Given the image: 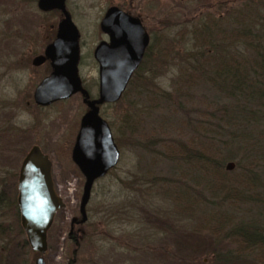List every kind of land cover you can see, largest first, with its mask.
Wrapping results in <instances>:
<instances>
[{"label": "rangeland", "instance_id": "374dc122", "mask_svg": "<svg viewBox=\"0 0 264 264\" xmlns=\"http://www.w3.org/2000/svg\"><path fill=\"white\" fill-rule=\"evenodd\" d=\"M76 1L79 7L72 15L82 32L81 74L94 96L98 68L88 51L98 38L101 12L88 6L92 0ZM160 5L159 11L148 12L150 17H156L151 28L158 31L155 37L158 44L154 48L160 50L159 56L154 55L136 73L126 87L128 94L124 99L102 107V116L110 124L120 157L116 166L94 183L86 209L87 220L81 223L79 202L84 177L72 161L71 152L86 106L79 94L45 107L33 101L34 89L47 74L48 67L33 66L31 61L53 37L59 15L26 11L16 0H0V175L7 172L10 178L5 187L17 198L18 173L25 154L38 145L49 156L54 186L64 206L56 212L47 232V250L43 255L46 264H67L72 257L74 264H259L250 258L225 262L220 255L233 246L216 243L207 226L205 229L202 226L208 224L204 220L209 216L207 211L220 209L235 215L238 221L242 217L239 210L249 206L232 209L219 199L212 200L205 181H201L204 180L202 167L180 163L177 157L172 163L162 156V145L169 147L174 143L175 156L179 148L176 143L193 139L197 146L206 145L203 137H214L211 124H224L223 115L225 118L226 111L236 104L232 94L204 80L183 85L185 62H191L186 57L196 56L199 50L191 32L196 28L195 37L202 42L205 34L200 35L203 30L199 25L208 19L221 18L226 33L219 45L250 55L236 37L238 29L233 20L239 12L250 14V21L256 24L253 32L258 35L254 44H264V0H160ZM245 46L249 48L246 43ZM204 49L207 51L206 46ZM203 72L204 66L200 68V73ZM176 85L187 91L181 87L175 90ZM134 102L139 105L141 117L132 133L127 118L137 109L131 105ZM253 105L247 131H228L226 127L222 135L215 137L225 139L230 137L229 132H246L248 146L255 141L263 147L256 149L264 152V105L259 102ZM204 127L206 131L201 130ZM227 151L222 149L223 153ZM237 157L227 160L224 167L228 162L236 164ZM256 168L264 173V158ZM225 172L233 175L240 171L234 166ZM152 177H162L164 181L174 178L190 185L193 199L201 201L197 210L191 214L182 212L166 197H155L157 186L149 188L151 184L144 180ZM164 184L157 191L164 192L170 186ZM253 208L261 211L260 217H256L264 222V205ZM14 214V210L7 212L6 227L16 224ZM94 231L98 235H92ZM69 232L78 239L76 249ZM10 246L0 264H34L40 256L22 247L17 239ZM1 255H4L2 247Z\"/></svg>", "mask_w": 264, "mask_h": 264}, {"label": "trees", "instance_id": "16d2710c", "mask_svg": "<svg viewBox=\"0 0 264 264\" xmlns=\"http://www.w3.org/2000/svg\"><path fill=\"white\" fill-rule=\"evenodd\" d=\"M221 20V18L217 20L208 19L207 23L199 25L203 30L200 32V35L202 36V33L205 34V36L203 35L202 37V42L198 41L195 37L196 28H194L195 31L191 32V37L199 50H196V56L190 54L186 57L189 58L191 62L188 64L185 62L186 66L185 69H183V85L184 83L194 85L198 80H204L208 84L232 94L236 100V104H232V109L228 112L226 111L227 115L225 118V115H223L221 122L224 124L220 125L218 122L211 124L214 126V129H212L214 137L215 134L222 135L221 131H225L226 127L228 131H247L249 125L247 124L248 118L253 117V113L251 116V112L249 111L250 108L254 106L253 103L259 102L264 105V44L258 46L254 44L255 40L258 39L257 33L255 34L253 32L256 29V24L250 21V14L248 13L242 14V12H239L235 20H233V25L238 29L236 37L241 41L240 43L243 44L246 52H251L249 55L241 51L238 52L237 49L233 51V49H230L231 47L219 45L224 42L221 38L226 33L223 29ZM215 35H217V37H215ZM156 42L157 41L151 44L150 51L143 59L140 69L143 68L145 63L148 65L154 55L157 57L159 56L160 50L154 48L156 44H158ZM245 43L249 48L245 46ZM205 46L207 51L204 49ZM154 50L157 51L158 55L153 54ZM202 66L205 67V72H203V74L200 73V68H202ZM136 75L137 74H134L132 76L130 83ZM180 87L181 86L176 85L174 89L180 90ZM181 88L186 90L184 87ZM138 93L142 94L143 92ZM127 94L128 90L126 89L121 99H124ZM162 96L163 95H161V97ZM131 105L137 107L134 113H131L127 118L128 123L130 122L129 126H131V132L133 133L137 122L140 121L141 112H138L140 108H138L139 105L136 102ZM205 128L206 127L201 130L206 131ZM229 133H231V135H228L230 137L225 139H221V136L210 139L209 136L205 135L202 142L204 141L206 145L203 146H197L198 143L195 144L193 139H189L184 143H176V145H179L177 156L174 155V143H171L169 147L162 145L164 150L162 151V156L172 163H174L177 157L180 163H187L193 167L195 165H200L202 167L200 170L203 171L202 178L204 179L201 181H205V188H207V191L210 193L212 200L219 199L222 203H225L228 208L230 207L232 209H239L240 205L249 206V209H244L243 211L239 210L242 217L238 218V221L235 215H229L220 209L207 211L206 213L209 214V216L206 215L204 220L208 221V224L204 223L202 226L204 229L207 226L206 230L214 237L216 243H224L227 239L238 245V247H232L220 255L225 262L235 259L250 258L259 264H264V247H248L249 245H241V243H264V235L261 232V228L255 229L251 225L255 220L252 216L261 214V211H257L253 207L256 205H264V173L256 168L264 158L262 155L264 152L258 151L259 148L263 147L253 143L255 141H252V144L248 146L246 132L240 134L233 132ZM207 137H209V139ZM215 142H217V144H215ZM151 146H146L147 150L151 151ZM235 146L236 150L234 149ZM256 147L259 148L256 149ZM164 148H168V150ZM223 148L228 149V151L223 153ZM236 156H238L237 158L239 160L235 164V168H238L240 172L238 174L227 175L225 172L227 169L224 167V163L227 160L236 158ZM6 173L0 175V247L4 250V255L0 257V263L5 259L7 247H11L10 245H12L16 239L20 242L22 247H27L29 252H33L34 254L38 253L29 246L25 237L21 238L25 233L20 223L17 198L15 195H12L10 191H7L5 187L6 181L10 178H8ZM12 177L15 179L16 173H13ZM144 180L151 184L149 188L157 186L159 190L166 185L164 183H169L170 186L164 189V192L157 191L156 189L154 196L161 195L166 197L171 201L173 206L175 205V207H178L182 212L191 214L196 211L200 205L201 201L199 199H193L192 187L185 184L183 181H174V178L170 181H164L166 179L162 177H152L150 180L147 179L149 181H146V179ZM159 184L161 185L160 187ZM240 189H242V191ZM220 194L223 195L220 196ZM180 200L181 203L179 202ZM12 210L15 212L14 224H16L6 227L4 225L7 219L6 214L8 211ZM210 221L212 222L209 224ZM98 233L99 232L94 231L92 235H98ZM68 237L76 249V247H78L76 235L69 232ZM72 258L68 260L69 264H74Z\"/></svg>", "mask_w": 264, "mask_h": 264}, {"label": "water", "instance_id": "95a60500", "mask_svg": "<svg viewBox=\"0 0 264 264\" xmlns=\"http://www.w3.org/2000/svg\"><path fill=\"white\" fill-rule=\"evenodd\" d=\"M63 3L60 0L56 5ZM63 8V7H62ZM58 27L57 40L62 38V28L68 27L72 31V42L69 50L74 64L77 54L76 28L67 12ZM125 21V29L131 30L132 24L138 19L117 8H111L101 22V28L108 32L110 23ZM130 25V28H129ZM142 36H147L142 30ZM147 40L134 36L132 33L125 36L119 34L108 42H101L94 51L95 59L99 64V88L98 98L88 100V93L84 90L78 79L69 71L62 73L57 70L58 60L54 59V72L45 77L37 85L34 93V102L41 106H47L53 101L70 96L75 92H81L84 102L89 110L82 116L71 152V159L84 177L82 194L79 202L80 221L87 220L86 208L90 200L94 183L104 176L119 161L120 151L113 139L108 123L99 115V105L103 102L119 100L124 93L134 69L142 59V53ZM52 52L48 50L45 55ZM42 60L38 56L34 58V64ZM235 164L228 162L227 170H231ZM52 162L49 156L38 145H33L23 157L17 181V204L20 213V223L26 235L29 246L40 253L34 264H46L43 258L47 250V232L52 225L56 212L64 206L62 198L56 192L52 177Z\"/></svg>", "mask_w": 264, "mask_h": 264}, {"label": "flooded vegetation", "instance_id": "af4514ba", "mask_svg": "<svg viewBox=\"0 0 264 264\" xmlns=\"http://www.w3.org/2000/svg\"><path fill=\"white\" fill-rule=\"evenodd\" d=\"M16 1H17V4L22 5L23 9L26 11L39 10L40 12L45 13V14L46 13H58V15H59V19L57 20L56 25H55L53 37L44 46L42 53L35 55L31 61L33 66H41L43 64H46V66L48 67V72L42 79H44L47 76H50L51 73L54 72L53 60L56 59L59 62V65L57 66L58 67L57 70L61 71L62 73H65V74L68 71L70 74H74L76 76V78L78 79V82L80 83L81 87L87 91L88 100L98 98L99 77H98L97 92L93 96V95H91L89 89L87 88L86 82H85V80L81 74V65H82V63H81L82 62L81 61L82 60V39L81 38H82V32H81V29L79 28V26L73 20V15H72L73 11L79 7L77 1L76 0H63L61 7H60V5H56L58 2H60V0H16ZM88 6L90 8H92L93 10H97V11L101 12V16H100V19H99V22L97 25L98 30L96 31L98 38H97L96 42L93 44L92 48L89 49V51H88V55L91 56L95 60V62L97 64L98 71H99V64H98V62L94 56V51H95L96 47L103 41L111 43V41L115 38V36H118L119 34H123V36H125V32H126V35L132 33L134 36L141 37V39H143V41L147 40V43H146L144 50H143V53H142V59H141L140 63L138 64V66L134 69L132 76L134 74H136L138 72V70H140V66H141L143 59L145 58L147 53L150 51L151 44L156 41L155 37H157L156 34L158 31H157V29L151 28L154 26V24H156L155 23L156 21H154V19L156 17L153 16V18H154L153 19L152 17L149 16L148 12L159 11V9L161 8L160 0H92ZM111 8H117L118 10H120L122 12H125V13L133 16V17H136L138 19V21H136L134 24H132L131 30H128V29H125V27H124L126 22L123 20H119V21H117V23H119L117 28L115 27V22L113 24L110 23L108 32H105L101 28V22L105 18L106 13ZM63 11L68 13L72 23L74 24V26L76 28V31H75L76 34L75 35H76V44H77V54L75 56V59H76L75 64L73 62V57H72L70 51L67 52L65 50H62V47L65 48L66 50H69L72 39H73L72 31L68 27L62 28V38L60 40H57L58 27H59L61 20L64 19V16H65ZM135 12H143L145 14L141 15V14H136ZM129 28H130V25H129ZM155 28H156V26H155ZM142 30H144L147 34V36L145 38L142 36V33H141ZM155 49L157 50V48H155ZM48 50H51L52 52L51 53L49 52L50 54L48 56H46L45 52ZM156 50H154L155 52H153V54H156ZM151 53H152V51H151ZM38 56L42 57V60L38 61L37 64H34L33 60L35 57H38ZM42 79L39 81V83L42 81ZM130 81H131V78H130L127 86L129 85ZM37 85H36V87H37ZM36 87H35V89H36ZM35 89H34V91H35ZM75 94H79L81 96L82 102L86 106V111L83 113V115H84L89 110V107H88V104L86 102H84V97H83L81 92L77 91L68 97L57 99V100L53 101L51 104H53L57 101H60V100L69 99L71 96H73ZM119 100H117V101H119ZM33 101H34V99H33ZM117 101L103 102L102 104H100L98 106L99 107V115L107 123H108V121L102 116V107L114 104ZM51 104H49V105H51ZM36 105L41 106L38 104H36ZM49 105H47V106H49ZM41 107H45V106H41ZM108 125L110 126L109 123H108ZM110 129H111V127H110ZM240 190L242 191V189H240ZM247 209H249V207ZM256 215L258 217H260V214H256ZM256 215L252 216V218L255 220L251 223V225L255 229L261 228V232L264 235V222L260 221L256 217ZM251 231H253V230H251ZM252 241H253V239H252ZM225 243H227L233 247H238L237 244H235L234 242L227 240V239L225 240ZM241 245L242 246H248L249 245L248 247H264V243H262V244L241 243ZM67 264H69V262Z\"/></svg>", "mask_w": 264, "mask_h": 264}]
</instances>
